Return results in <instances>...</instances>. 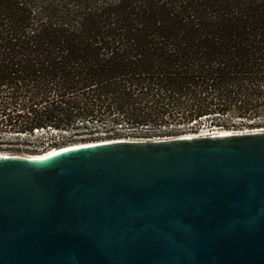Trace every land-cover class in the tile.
I'll list each match as a JSON object with an SVG mask.
<instances>
[{
    "label": "trees",
    "instance_id": "obj_1",
    "mask_svg": "<svg viewBox=\"0 0 264 264\" xmlns=\"http://www.w3.org/2000/svg\"><path fill=\"white\" fill-rule=\"evenodd\" d=\"M202 124L264 127V0H0V142Z\"/></svg>",
    "mask_w": 264,
    "mask_h": 264
},
{
    "label": "water",
    "instance_id": "obj_2",
    "mask_svg": "<svg viewBox=\"0 0 264 264\" xmlns=\"http://www.w3.org/2000/svg\"><path fill=\"white\" fill-rule=\"evenodd\" d=\"M184 136L0 152V264H264V129Z\"/></svg>",
    "mask_w": 264,
    "mask_h": 264
},
{
    "label": "rangeland",
    "instance_id": "obj_3",
    "mask_svg": "<svg viewBox=\"0 0 264 264\" xmlns=\"http://www.w3.org/2000/svg\"><path fill=\"white\" fill-rule=\"evenodd\" d=\"M209 120L210 119H207V122H204V123H209ZM252 123V122H250ZM203 125V124H202ZM201 125V126H202ZM204 125H209V124H204ZM197 126V125H195ZM213 127H217V128H220L218 126H213ZM182 128V129H181ZM252 129L251 128V124H244L243 126H237L235 127L234 129H243V130H246V129ZM123 131H121V134L125 135V134H130L129 132H127V128L126 126H124L122 128ZM199 130H202V129H199ZM242 130V131H243ZM141 132V130H139ZM180 131H188V132H193L191 131V129H189L188 127L187 128H183V127H180ZM127 132V133H126ZM136 133V132H135ZM187 133V132H186ZM135 135H138V133L134 134L133 136H130V137H136V138H148L151 136H135ZM182 135V134H181ZM57 140V142L59 144H49V143H45V144H41V145H36V146H33V145H25V144H22L20 143L22 139H29L28 136L26 137H19L21 139H18L17 137H5V141L4 142H0V147H1V151L0 152H9V153H19V154H22V153H40V152H44L46 150H48L49 148H53V147H58V146H62V145H67V144H71V143H85V142H97V141H101V140H107V139H113V138H121L120 136H117V137H107L106 135H98V136H94L92 138H89L87 139L86 141H82V140H78V141H75V142H71V143H67V144H61V134L58 133V134H54L53 135ZM64 136V135H63ZM65 136H68V135H65ZM177 136V135H176ZM159 137V136H158ZM160 137H163V136H160ZM49 144V145H48Z\"/></svg>",
    "mask_w": 264,
    "mask_h": 264
},
{
    "label": "bare ground",
    "instance_id": "obj_4",
    "mask_svg": "<svg viewBox=\"0 0 264 264\" xmlns=\"http://www.w3.org/2000/svg\"><path fill=\"white\" fill-rule=\"evenodd\" d=\"M258 129H264V127L261 128H252V129H246V131H242L243 129H219L218 131H214L213 133H205V134H201V135H196L198 132H192V133H185L182 135H177L178 137L185 135L184 137H197V136H201V137H206V136H211V135H217V134H221V133H225V132H231V133H248L251 132L252 130H258ZM263 131V130H261ZM164 137H173V136H163V137H154V138H164ZM152 138V137H151ZM132 139H136V138H132ZM140 139V138H137ZM143 139V138H141ZM87 143H94V142H85V143H75V144H69V145H65V146H59V147H53V148H49L48 150L44 151V152H40V153H22L23 156H30V157H36V158H44L47 157L51 154L57 153V152H61L63 150H66L67 148H73L75 146H78L80 144H87ZM1 153H5L8 154L9 152H1Z\"/></svg>",
    "mask_w": 264,
    "mask_h": 264
},
{
    "label": "built area",
    "instance_id": "obj_5",
    "mask_svg": "<svg viewBox=\"0 0 264 264\" xmlns=\"http://www.w3.org/2000/svg\"><path fill=\"white\" fill-rule=\"evenodd\" d=\"M202 130H199L197 134L195 135H201V134H205V133H213L214 131H218L221 128H217V127H213L211 125H202L201 128ZM246 131V130H243ZM192 133V132H191ZM194 133V132H193ZM196 133V132H195ZM158 137V136H157ZM160 137V136H159ZM121 138H136V137H130V136H123ZM116 139V138H113Z\"/></svg>",
    "mask_w": 264,
    "mask_h": 264
}]
</instances>
